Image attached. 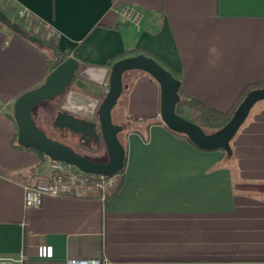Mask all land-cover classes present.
<instances>
[{
  "label": "crops",
  "instance_id": "crops-1",
  "mask_svg": "<svg viewBox=\"0 0 264 264\" xmlns=\"http://www.w3.org/2000/svg\"><path fill=\"white\" fill-rule=\"evenodd\" d=\"M8 3L40 19L78 61L74 90L89 97L104 93L112 63L132 50L178 72L186 96L223 112L264 80V0ZM126 5L141 11L138 26L118 14ZM8 29L0 25V255L21 259L13 264H264V99L228 156L171 132L157 114L158 83L127 71L115 114L126 162L107 185L108 193L121 179L117 192L104 205L90 191L26 207L24 185L50 166L16 146L13 103L43 82L56 58Z\"/></svg>",
  "mask_w": 264,
  "mask_h": 264
},
{
  "label": "water",
  "instance_id": "water-1",
  "mask_svg": "<svg viewBox=\"0 0 264 264\" xmlns=\"http://www.w3.org/2000/svg\"><path fill=\"white\" fill-rule=\"evenodd\" d=\"M0 22L8 28L23 34L16 23L9 22L0 9ZM30 42L42 43L36 36H28ZM80 65L73 57L55 63V67L38 86L19 94L13 103V119L17 128V144L33 148L51 160H60L76 166L81 171L112 177L124 165L125 149L118 138L123 127L112 121L111 112L125 85L123 74L140 70L149 74L159 85V116L170 130L182 133L198 148L203 150L221 149L226 155L232 153L230 141L247 118L251 108L264 99V85L247 92L234 110L232 116L221 128L206 132L196 123L175 111L179 101L180 80L153 57L138 53L114 61L110 67L107 91L93 98L80 91L70 89L61 102V109L68 113H57L53 124L78 134L80 139L101 135L106 148L105 161L92 160L75 151L70 145L48 137L35 123L32 109L44 100L53 98L68 87ZM79 116V117H78ZM94 116L96 121L93 120ZM97 126L99 132L97 131Z\"/></svg>",
  "mask_w": 264,
  "mask_h": 264
},
{
  "label": "trees",
  "instance_id": "trees-1",
  "mask_svg": "<svg viewBox=\"0 0 264 264\" xmlns=\"http://www.w3.org/2000/svg\"><path fill=\"white\" fill-rule=\"evenodd\" d=\"M7 3H8V0L0 1V9L7 16V20L9 22L16 23L17 27L23 32V34L16 32L12 28H9V29L16 36L28 41L29 43H34V42H30L27 39L28 36L38 37L39 39L42 40L43 44H45L54 54L56 61L51 62L49 64V66H48L49 72L55 67V63H57L59 61H63L67 58V56L62 51H60L58 49L53 37L50 39L40 37V33L38 32V29H43V30L45 29V25L41 22L40 19L29 14L28 12H26L22 16L17 15V13L19 12L20 9H18L16 6H14L12 4L8 5ZM1 24H3V23L0 22V25ZM44 32H45V30H44ZM130 53L133 55L138 54V50H132ZM122 55L126 56V54H122ZM79 71H80V68L77 70V72H79ZM77 72L75 73L74 79L77 76ZM170 72L173 74L174 77L178 78V72H174V71H170ZM263 85H264V80L259 81V82H254V83H251V84H248L247 86H245V88L242 90L241 94L239 95L237 100L233 103V105L227 111H224V112L216 110L214 108H211V107L207 106L206 104L200 102L199 100H197L195 98L186 96L183 93V90L180 86L178 89V94H179L180 98H179V101L176 103L175 111L179 115H181V116L185 117L186 119H188V120L196 123L197 125H199L206 132H212V131H215V130L221 128L223 125H225L227 123V121L232 116L234 110L236 109L238 104L242 101V99L244 98V96L247 94L248 91H250L253 88L261 87ZM39 104H37L36 106H38ZM170 131L177 134V135H181V136H184L185 138H187L186 135H184L182 133H177V132H174L172 130H170ZM122 144H123L124 149H125V160H124L123 167L121 168V170L117 174V175H120V177L122 175V172H123V169L125 166V162H126V147L124 145V142ZM16 146L21 147L18 144H16ZM31 149H33V148H31ZM38 153L41 156H44L45 158H47V156H45L43 153H40V152H38ZM223 153L226 154L224 151H223ZM121 182L122 181L120 179L116 183V185L114 186L112 191L107 193V201L115 194V192H117L118 188L121 185Z\"/></svg>",
  "mask_w": 264,
  "mask_h": 264
},
{
  "label": "built area",
  "instance_id": "built-area-1",
  "mask_svg": "<svg viewBox=\"0 0 264 264\" xmlns=\"http://www.w3.org/2000/svg\"><path fill=\"white\" fill-rule=\"evenodd\" d=\"M25 10H19V15H24ZM120 17L133 25L138 26L142 14L133 6L126 5L119 9ZM54 35V32H52ZM108 83L104 84V92ZM0 105V113L3 111ZM159 115V111H157ZM50 172L46 176L38 177L34 182L24 185V205L26 207L39 206L46 196L60 197L87 194L90 191L98 193V198L104 205L107 199V185L109 177L99 174L86 173L76 166L60 160L49 159ZM21 259L0 255V264H13ZM95 262L96 260H90Z\"/></svg>",
  "mask_w": 264,
  "mask_h": 264
},
{
  "label": "rangeland",
  "instance_id": "rangeland-1",
  "mask_svg": "<svg viewBox=\"0 0 264 264\" xmlns=\"http://www.w3.org/2000/svg\"><path fill=\"white\" fill-rule=\"evenodd\" d=\"M9 5V3H7ZM17 15H19V12L17 13ZM9 30V29H8ZM45 30V32H44ZM38 29V32L40 33V37L41 38H52L50 34H48L47 32V28L45 27V29ZM30 44H33L35 46H37L38 48L41 49V51L43 52L44 56L50 54V49L45 46L44 44H36V43H30ZM80 72V71H79ZM78 74V72H77ZM128 78V74L125 72L123 74V79L124 81ZM70 85H73V82L70 84ZM62 96H54L53 98H50V99H47V100H44L42 101L38 106H36L33 110H32V117L36 123V125L42 130L45 132V134L52 138V139H55V140H58L64 144H67V145H70V143L65 139L68 138L70 139L67 135H66V132H69V133H72L74 135H72V137H74L72 140L77 143L79 141V136L78 134H75L73 132H71L70 130L68 129H65V128H59L57 126H55L53 124L54 122V119L56 117V114H55V108L57 107V104L60 102ZM56 105V107L54 106ZM118 109L119 111V105H115L114 108L112 109V112H111V116H112V121L116 124H119V120L117 118H115V114H116V110ZM126 118L123 117L121 118V122L123 123H126ZM129 122V121H127ZM133 124V122H131ZM63 129V130H62ZM60 132L63 134L64 133V136H62L60 134ZM118 138L119 140L121 141V143H123V138H124V133L123 131L119 132L118 134ZM71 140V139H70ZM71 146V145H70ZM95 148H98L95 147ZM103 153H101L102 151L101 150H98L99 152V155L102 157V159L104 158H107V154H106V148H105V145L103 143ZM97 152V151H96ZM106 160V159H105ZM118 173H116L115 175H117ZM114 175V176H115ZM110 178V177H109Z\"/></svg>",
  "mask_w": 264,
  "mask_h": 264
},
{
  "label": "flooded vegetation",
  "instance_id": "flooded-vegetation-1",
  "mask_svg": "<svg viewBox=\"0 0 264 264\" xmlns=\"http://www.w3.org/2000/svg\"><path fill=\"white\" fill-rule=\"evenodd\" d=\"M73 85H69L68 87H66L65 89H64V91L63 92H61L60 94H58L57 96H62V98H61V100H60V102L57 104V107H56V105H54L56 108H55V114L57 115V113H59V112H64V113H68L67 111H64V110H62L61 109V102H62V100H63V97L65 96V94L67 93V91L68 90H70V89H76V86L74 85V83H75V79H73ZM79 117V116H78ZM93 120H95L96 121V117L94 116V119ZM63 130V129H62ZM97 131L99 132V128H98V126H97ZM60 134L62 135V136H64V133L62 134L61 132H60ZM66 135L71 139H68V138H66L65 137V139L70 143V145H71V147L75 150V151H77V152H79L80 154H82V155H84V156H86V157H88V158H90V159H92V160H96V161H105V159L103 158L102 159V157L99 155V151L98 150H101L102 152L101 153H103V149H102V147H103V140H102V138H101V135H99V137L98 138H95L94 136H90V137H87V139H80L79 138V141L77 142V143H75L72 139L74 138V137H72V135H74V134H72V133H69V132H66ZM98 146V148H95V147H97ZM97 151V152H96ZM99 152V153H98Z\"/></svg>",
  "mask_w": 264,
  "mask_h": 264
}]
</instances>
